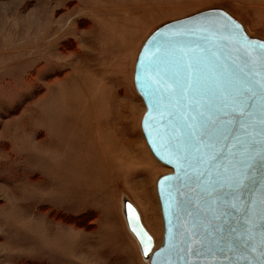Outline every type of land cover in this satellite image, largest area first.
Returning a JSON list of instances; mask_svg holds the SVG:
<instances>
[{"label": "rangeland", "instance_id": "rangeland-1", "mask_svg": "<svg viewBox=\"0 0 264 264\" xmlns=\"http://www.w3.org/2000/svg\"><path fill=\"white\" fill-rule=\"evenodd\" d=\"M221 8L264 39V0H0V264H148L156 183L133 69L159 26ZM69 220V222H68Z\"/></svg>", "mask_w": 264, "mask_h": 264}, {"label": "water", "instance_id": "water-1", "mask_svg": "<svg viewBox=\"0 0 264 264\" xmlns=\"http://www.w3.org/2000/svg\"><path fill=\"white\" fill-rule=\"evenodd\" d=\"M133 87L146 145L170 170L156 183L158 247L123 204L143 259L264 264V39L221 8L167 22L141 45Z\"/></svg>", "mask_w": 264, "mask_h": 264}, {"label": "snow or ice", "instance_id": "snow-or-ice-1", "mask_svg": "<svg viewBox=\"0 0 264 264\" xmlns=\"http://www.w3.org/2000/svg\"><path fill=\"white\" fill-rule=\"evenodd\" d=\"M131 206H129V208H130ZM145 254H147V248H145Z\"/></svg>", "mask_w": 264, "mask_h": 264}, {"label": "trees", "instance_id": "trees-1", "mask_svg": "<svg viewBox=\"0 0 264 264\" xmlns=\"http://www.w3.org/2000/svg\"><path fill=\"white\" fill-rule=\"evenodd\" d=\"M68 222H69V220H68Z\"/></svg>", "mask_w": 264, "mask_h": 264}]
</instances>
